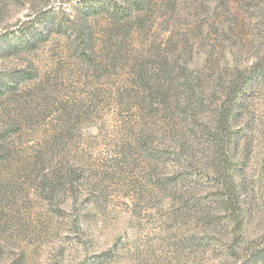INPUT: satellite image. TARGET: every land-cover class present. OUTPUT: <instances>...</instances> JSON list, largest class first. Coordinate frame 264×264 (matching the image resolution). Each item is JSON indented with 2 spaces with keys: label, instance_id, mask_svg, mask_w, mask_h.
<instances>
[{
  "label": "rangeland",
  "instance_id": "1",
  "mask_svg": "<svg viewBox=\"0 0 264 264\" xmlns=\"http://www.w3.org/2000/svg\"><path fill=\"white\" fill-rule=\"evenodd\" d=\"M80 1L0 0V264H264V85L231 125L228 176L195 130L264 63V0H147L125 36ZM55 172L66 184L42 189Z\"/></svg>",
  "mask_w": 264,
  "mask_h": 264
},
{
  "label": "trees",
  "instance_id": "2",
  "mask_svg": "<svg viewBox=\"0 0 264 264\" xmlns=\"http://www.w3.org/2000/svg\"><path fill=\"white\" fill-rule=\"evenodd\" d=\"M123 0H81L79 5H82L83 12L86 14L87 17H101L103 16L106 20L110 22L111 30L114 35L116 36H125L128 34V32L131 31V28L133 26H136L138 32L145 33L147 29V20L142 19L145 2L147 0H128V7L124 8L121 5V2ZM161 3L157 1V3L160 4V6L167 11V13H174L176 8V0H167L170 2H166L165 0H159ZM165 2V3H162ZM168 3V4H167ZM149 19L152 17V12L149 7ZM146 17V16H145ZM44 18H49L45 14H40V16L35 20L32 21V24L36 21H42ZM148 18V17H147ZM146 18V19H147ZM148 19L149 25L150 20ZM130 23V24H129ZM26 31V29H25ZM9 46L14 48L16 45L20 44L18 37H15V41L8 42ZM9 47V48H10ZM81 53H86L87 57L90 56L89 50L87 49V46L82 45ZM144 68V66L142 65ZM158 73L162 76V79L164 81H167L169 79V75L166 73L167 70H163L159 67H155ZM145 74V75H144ZM32 77L29 73L26 72H20V75L18 76V80L21 82L29 81ZM159 79V76H157ZM10 79V82L13 80L16 82L14 77L11 75V77H8ZM193 77L187 73L186 77L184 78V82L181 84L179 88H181V95L185 96L186 98H189V107H187L185 113H182V115H188V112H192V115L196 114V111L199 108V105H195L196 102H194L196 98V85L195 82L192 81ZM140 81V90L144 93H148V98H150L149 90L152 85L151 83V77H147L146 73H143L141 68L137 71L135 84L139 85ZM6 86L8 89L11 87L9 82L5 79ZM159 81V80H158ZM263 84L264 85V63H256L255 66L248 71L247 74L242 72H236L234 76L232 77L231 81L228 83L227 86L223 89V98L222 104L220 105L218 111L214 114L215 117L213 119V124L211 127L205 126L202 127L201 125H196V129L198 133H200V136L202 139L206 142H210L214 147L215 150L218 151V154H215V168H217V176L218 177H224V175H227L230 169V149H232V142L234 141L235 137H237V133L231 132V125L237 122L238 119H240V114L242 113V110L244 108L245 100L248 98L249 92L256 88V86ZM179 94V93H178ZM193 108L192 111L191 109ZM194 113V114H193ZM196 117H192V119H195ZM192 130H189L191 132ZM5 134L0 133V141H2L3 137H5ZM0 159H4V156L2 155ZM228 176V175H227ZM62 176L58 174L57 172L53 173L51 179L46 180L45 186H42V189L47 188V186H64L66 184L65 181L62 180ZM230 178V177H228ZM224 184L226 188H230L232 185L229 183L228 179H224ZM229 183V184H228ZM183 206L187 205L183 203Z\"/></svg>",
  "mask_w": 264,
  "mask_h": 264
}]
</instances>
